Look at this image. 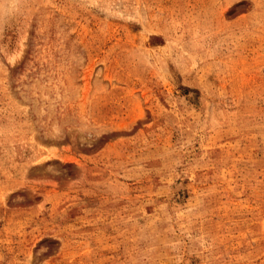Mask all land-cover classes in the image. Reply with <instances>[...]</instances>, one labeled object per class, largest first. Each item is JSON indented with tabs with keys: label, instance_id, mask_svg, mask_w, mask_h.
<instances>
[{
	"label": "rangeland",
	"instance_id": "1",
	"mask_svg": "<svg viewBox=\"0 0 264 264\" xmlns=\"http://www.w3.org/2000/svg\"><path fill=\"white\" fill-rule=\"evenodd\" d=\"M0 264H264V0H0Z\"/></svg>",
	"mask_w": 264,
	"mask_h": 264
}]
</instances>
